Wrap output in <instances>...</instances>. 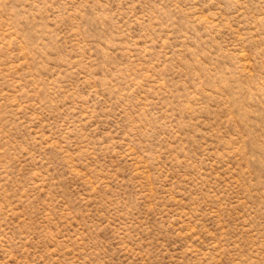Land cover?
<instances>
[{
	"label": "rangeland",
	"instance_id": "374dc122",
	"mask_svg": "<svg viewBox=\"0 0 264 264\" xmlns=\"http://www.w3.org/2000/svg\"><path fill=\"white\" fill-rule=\"evenodd\" d=\"M0 264H264V0H0Z\"/></svg>",
	"mask_w": 264,
	"mask_h": 264
}]
</instances>
